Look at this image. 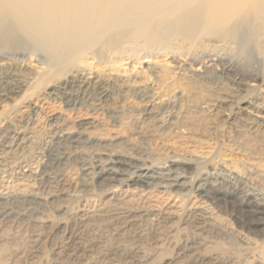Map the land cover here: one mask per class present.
<instances>
[{
    "label": "rangeland",
    "instance_id": "rangeland-1",
    "mask_svg": "<svg viewBox=\"0 0 264 264\" xmlns=\"http://www.w3.org/2000/svg\"><path fill=\"white\" fill-rule=\"evenodd\" d=\"M140 1L125 0L127 7L133 6L125 7L128 14L120 17L122 21L131 24L148 16L149 22L158 21L175 4ZM100 36L94 39L101 45L113 34ZM14 39L22 46L0 48V94H7L11 85H22L23 91L0 98V132L10 127L11 134L2 142L19 145L0 160V201L18 206L12 214L0 216V264H264V214H256L237 194L243 187L264 204V34L253 46L200 38L197 46L209 45L197 51L189 43L175 50L152 45L154 49L143 37L136 45L126 40L115 50L107 47L99 53L100 45L93 39L92 54L81 56L74 54V45L43 50L21 32ZM221 57L230 61V68L236 64L246 71L238 75L244 84L231 81L237 78L235 68L230 81L215 74L217 79L200 90L195 70H221L229 63ZM78 77L90 82V93L86 92L87 101L72 108L61 86ZM95 81L106 83L110 102L95 101ZM136 87L144 88L153 101L133 96ZM222 95L230 96L232 103L220 102ZM168 97L176 98L172 111L178 115V130L162 137L143 135L153 128V121L145 120L141 110L159 107ZM204 97L212 99L213 109L220 104L223 111L244 107L261 117L259 123L252 126L231 114L227 121L223 112L213 111L206 129L193 120L190 110ZM108 104L121 112L116 123L109 118ZM84 122L91 124L83 130L79 125ZM73 134L78 136L75 140L67 138ZM2 150L6 149L0 146ZM65 152L73 156L60 159ZM115 152L140 158L161 175L179 176L190 187L167 191L115 183L101 189L92 164ZM178 159L192 160L191 168L172 167L170 160ZM117 204L132 212L120 221L101 218L102 210ZM201 215L211 227L199 225Z\"/></svg>",
    "mask_w": 264,
    "mask_h": 264
},
{
    "label": "bare ground",
    "instance_id": "bare-ground-1",
    "mask_svg": "<svg viewBox=\"0 0 264 264\" xmlns=\"http://www.w3.org/2000/svg\"><path fill=\"white\" fill-rule=\"evenodd\" d=\"M124 2L125 0H0V48L5 49L10 45L11 46L14 45L15 47L22 46V43L17 42L16 39H14L16 32L23 33L25 37H27L28 41L34 44L35 47L38 49L46 50L50 46H52L53 49L56 50L59 48H67L71 45H74V47L77 48L76 53L74 54L80 56L89 53L92 54L91 51L93 50V47H95L94 46L95 43L93 42V39L97 38V36H100L101 34H105V33L107 34L109 31L110 33L112 32L113 36L109 37V39L105 41L104 44L100 45L99 44L100 42H97L99 41L98 38L96 39L97 41L94 39L97 42V44L100 45V49L98 50L99 53L103 48H107V47H111V50H115L118 47H120L121 44L126 40H130L134 43V45H136L138 44V42L142 41L143 37L145 42L151 46L154 45L157 47H161L162 49L175 50L183 47V43H189L192 44V46L193 45L197 46L200 38H206V39L208 38L210 40H216V41L229 40V41L238 42L245 46H253L260 40V35L264 34V0H175L174 1L175 4H173V6L170 9L164 10V11H168L166 12L167 15L166 18L160 19L158 21L149 22L148 20H150L152 16L150 17L148 16V17L136 19V21L135 19H133V22L134 21L135 22L134 23L131 22V24L130 22L122 21L120 18L126 16L125 14L127 13L126 12L127 10L125 9V7L128 9L131 0L128 7L127 5H125ZM152 2L154 1L152 0ZM132 6L130 5V7ZM48 28L52 30V33L47 32ZM67 36L70 37L73 36V38L71 37V39H69L70 41H68L66 40ZM100 37L99 39L102 40ZM176 40H180L182 41V43L180 42L176 43L175 42ZM208 45L207 44L199 45L196 47V51L198 48L200 49L208 48ZM157 47L152 46V48L154 49ZM77 52H79V54H77ZM0 54H1L0 58L4 57V54L2 52H0ZM97 54L98 53L96 52L95 55ZM221 60L228 61V59L222 57ZM228 62H229L228 64L222 66L221 70H218L219 72L211 66H204L203 70H201L200 68L195 70V73L197 72V75L201 80V83L199 85L201 87L200 90L202 88H206L205 82H209V81L213 82V80L217 79V77H215V74L220 73L222 75H225L224 80L228 79L230 81V71H232V69L233 71H235L234 70L235 68L237 69V74H236L237 78L236 77L231 78V81L233 79L234 83L242 86L244 83L241 77L246 74V71L243 70L242 68H238L236 64L234 65L231 64L232 66L230 68V61ZM53 72L54 71H52V73ZM238 75L241 77H238ZM93 84L95 85L96 92L98 93V97L94 98L95 101L102 100L103 102L108 103L112 100V95H111L112 93H110L109 92L110 90L106 88L105 85L106 83H103L101 81H95L93 82ZM88 85H90V82L88 80L79 77L77 79H69L65 83H63L61 89L63 90V95L66 103L72 108H77L80 104H83L85 101H87L85 95L86 92L87 91L89 92L90 89ZM7 86L8 85H6V87ZM22 87H23L22 85H18V86L11 85L9 86V89L7 88L8 89L7 94L5 92H2L0 94V98L8 97L10 94L21 93L23 91ZM133 96H136L137 98L141 99L142 102L145 103H149L154 99V97L150 95L142 87H136L134 89ZM229 97L230 96L222 95L223 100H221L220 102L232 103V100H230ZM94 99L88 97V100L90 101ZM175 99L174 97L173 98L168 97L165 99L162 105L160 106L157 105L159 107L147 105L149 107H146L141 110V113H143L144 117L146 116L145 120L151 119V121H153V128L148 129L147 131L145 130L146 133H143V135L149 138L150 137L154 138L157 136L159 137H162L164 135L166 136L168 133L170 134V132L168 131H171V134L176 132V129L179 128V126L175 125V124L179 125L178 115H176L172 111L176 104ZM213 107H214V103H212V99L204 97L203 100L200 101V103L193 105L190 109L193 120L197 121L198 125L199 124L203 125V127L206 128L208 123L205 124V122L208 121L211 122L212 118L209 117L215 116L214 114H212V112L216 111L215 113L216 115L218 113L221 114L223 112V115L226 116L227 121H229L231 114L232 118H235L234 116H236L237 118L243 120L244 122L252 126L257 125V123H259L256 120L259 119L260 116L258 117L251 115V112H249L244 107L242 108L236 106L237 107L236 112H232V110H230L229 108H227V110L225 108V110L223 111L222 108L224 106L221 104L220 106H217L218 108L215 107L213 109ZM109 109L111 113L109 118L112 122L116 123L121 112L119 111L118 107H116L115 105H110ZM165 114L168 115L165 117L164 116ZM241 115H244V117L242 118ZM90 124H91L90 122L81 123L79 125V128L84 130L86 129V126H89ZM10 134H11L10 127H5L4 130L0 132V146H3V148L6 149L0 152V160L1 159L3 160V158L5 157L7 158V156L9 154H12L14 150L16 151V148L19 145L18 143L13 145L14 142L5 145V142H2V140ZM73 135L71 136L69 135L67 138L70 140H75V138L78 137L77 135L74 136ZM70 144L71 143H69V145ZM65 153L66 154L59 156L60 159L63 158L66 159V157L70 155L73 156L72 152H65ZM129 155L130 154L126 155L124 153L115 152L114 154L108 155V157L105 158L96 157L97 159L93 162L92 169L95 172L94 174L96 176L95 178L97 179V182L101 187V189H108L110 186H114L115 183L116 184L119 183L123 185L141 184L147 187H154L155 189L156 188L165 189L167 191H174L178 188L190 187L189 183L185 181V179L183 178H178L179 177L178 175H177L178 177H176L175 175L176 178H172V176L170 177L169 175H161L153 171L150 168V166L148 167L144 162V160L140 158H135L133 156L131 157ZM170 161L172 167L175 168L177 167V169L179 168L181 170L185 169V171L191 168V164L193 162L192 160H183V159L170 160ZM43 177L46 179L47 175L43 174ZM193 190L194 189H192L191 191ZM237 194L239 195V198L241 200L243 201L246 200L248 204H250V206L254 208L256 214H264V204L261 203L260 201H256L252 199V194L247 190H245V188L238 187ZM32 203L33 202H29L28 205L30 206L32 205ZM37 203L40 202L38 201ZM119 205L117 204V206H114L113 208H110L108 210H102V212H100L99 215L104 220L117 219L118 221L119 218L125 217L126 215L128 216L130 212H132L128 210V207L125 208V206L123 207ZM17 206L18 205H14V204L7 205L5 204V202L0 201V216L3 217L5 215L12 214V211L14 212V209H16ZM206 218L207 217H205L204 215L198 216L197 220L199 225L201 224L203 225V227H208L209 225H211L210 221H208ZM202 228H200V230Z\"/></svg>",
    "mask_w": 264,
    "mask_h": 264
}]
</instances>
